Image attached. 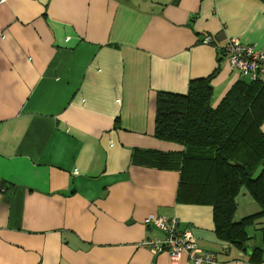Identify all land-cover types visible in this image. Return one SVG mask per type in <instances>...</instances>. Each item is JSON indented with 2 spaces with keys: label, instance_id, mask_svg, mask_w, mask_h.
I'll use <instances>...</instances> for the list:
<instances>
[{
  "label": "crops",
  "instance_id": "0c3cea01",
  "mask_svg": "<svg viewBox=\"0 0 264 264\" xmlns=\"http://www.w3.org/2000/svg\"><path fill=\"white\" fill-rule=\"evenodd\" d=\"M230 37L264 50V0H0V264H193L139 245L163 235L150 214L225 264H264L215 235L211 205L178 200V170L139 160L184 149L154 135L157 91L212 76L215 106L242 78Z\"/></svg>",
  "mask_w": 264,
  "mask_h": 264
},
{
  "label": "trees",
  "instance_id": "16d2710c",
  "mask_svg": "<svg viewBox=\"0 0 264 264\" xmlns=\"http://www.w3.org/2000/svg\"><path fill=\"white\" fill-rule=\"evenodd\" d=\"M211 77L190 80L185 94L157 91L154 135L184 149L146 151L139 160L178 170V200L211 205L215 235L260 263L264 225L257 228L260 243L252 247L247 229L264 219V80L240 78L214 106ZM242 194L259 210L236 220Z\"/></svg>",
  "mask_w": 264,
  "mask_h": 264
},
{
  "label": "built area",
  "instance_id": "2783aa9c",
  "mask_svg": "<svg viewBox=\"0 0 264 264\" xmlns=\"http://www.w3.org/2000/svg\"><path fill=\"white\" fill-rule=\"evenodd\" d=\"M202 42L212 44V36L206 34ZM221 51L222 58L242 78L264 80V50L257 48L255 44H244L237 37H230ZM143 223L155 227L163 234L139 243L140 246L149 248L152 253L164 252L173 261L184 257L193 264H225L218 260L215 252L203 250L190 228L181 227L177 216L150 214L143 219Z\"/></svg>",
  "mask_w": 264,
  "mask_h": 264
},
{
  "label": "rangeland",
  "instance_id": "374dc122",
  "mask_svg": "<svg viewBox=\"0 0 264 264\" xmlns=\"http://www.w3.org/2000/svg\"><path fill=\"white\" fill-rule=\"evenodd\" d=\"M248 200H251L249 197H246ZM248 201H244V200H242V202H241V205H240V207H239V209L237 210V212H236V217L238 218V217H242V215L243 216H245V215H247V213H253L252 211H254L253 209H254V207L252 208V206H256V208H257V205H255V203L253 202V201H251L252 203L251 204H253V205H248V203H247ZM247 205H248V208H247ZM256 225H259V224H256ZM247 231H248V233L251 235V236H254V238L251 240V245H253V244H256L257 242V239L259 240V233H258V231H257V229H256V226H254V225H252V226H250L248 229H247ZM254 240H256V241H254ZM256 242V243H255Z\"/></svg>",
  "mask_w": 264,
  "mask_h": 264
}]
</instances>
